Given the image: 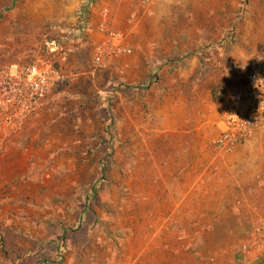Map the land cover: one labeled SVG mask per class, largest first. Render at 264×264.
<instances>
[{"label":"rangeland","instance_id":"374dc122","mask_svg":"<svg viewBox=\"0 0 264 264\" xmlns=\"http://www.w3.org/2000/svg\"><path fill=\"white\" fill-rule=\"evenodd\" d=\"M81 1L0 0V70L36 62L60 75L22 130L0 134V264H264V130L231 153L212 142L237 84L231 65L264 50V0H160L151 11L101 0L127 48L104 68L101 13L72 33ZM213 92L223 105L198 141L209 156L175 166L173 188L163 130L178 117L165 112ZM194 196L196 220L175 204Z\"/></svg>","mask_w":264,"mask_h":264},{"label":"built area","instance_id":"2783aa9c","mask_svg":"<svg viewBox=\"0 0 264 264\" xmlns=\"http://www.w3.org/2000/svg\"><path fill=\"white\" fill-rule=\"evenodd\" d=\"M151 0H140L148 6ZM100 23L106 38L96 45L95 63L107 67L127 52L124 35ZM230 76L237 77L220 121V132L213 140L219 153H231L257 132L264 130V50L248 61L231 65ZM60 75L36 62L0 70V134L10 136L22 130L28 119L53 95Z\"/></svg>","mask_w":264,"mask_h":264},{"label":"crops","instance_id":"0c3cea01","mask_svg":"<svg viewBox=\"0 0 264 264\" xmlns=\"http://www.w3.org/2000/svg\"><path fill=\"white\" fill-rule=\"evenodd\" d=\"M100 1L101 0H95V2L92 5V17H93V19L95 18V14H97L99 12V13H101L100 18L102 20H104V21L108 20L109 21V19H113V22L115 23L118 20V12L116 11L115 14H112L109 7H102L101 6ZM106 1L110 2V0H105V2ZM128 1L132 2L131 0L122 1L118 7H121L122 9H124L125 5L128 4ZM137 1L140 3V0H137ZM158 1H160V0H151L150 4L148 6H145V9H147L148 11L153 10V8H154L153 6H155ZM83 2H84V0L81 1V5L83 4ZM108 2H106V3H108ZM108 4H110V3H108ZM101 8H102V10H101ZM98 9H99V11H98ZM162 12H163V10H162ZM128 14L129 15L127 18V23L133 24V23L138 22V19L140 16L139 10L132 8ZM120 23H121V21H120ZM211 26H212V24H211ZM235 46L240 48L242 46V44L240 42H238ZM239 48H238L237 54L239 56H241L242 54L241 55L239 54V50H241L242 48H240V49ZM245 55L247 56V54L244 52L242 56H245ZM252 55L249 56V59L251 58ZM0 61H1V58H0ZM210 92H211V90H210ZM213 96H214V93H209L206 97L205 102H199L195 106L193 104L192 105L189 104L188 106H186L185 104L184 105L181 104V106L179 108V105L171 104L168 111L165 112V115L172 116V117H178V119H175V120H171V119L166 118L168 120L167 121L168 123L167 122L164 123L166 128L163 130L164 131L163 132L164 133V152H163L164 172L163 173L164 174L165 173L166 174H172V176H173L172 179L174 180L173 181V188H175V184H174V182H175L174 178L176 175V171H174L175 166H177L178 171L180 169H182V167L187 169L189 167V165L191 166V165H194L195 163H197L198 158H205V157L209 156V150L207 149V147H206V149H198V141L200 143H201V140H202V143H204V142L208 143V141H210V138H211L210 136H211L212 129H213L212 125H214L213 124V120H214L213 119V113L211 110H212L213 106L217 107L218 104L223 105V103H221V104L217 103L220 101H215L213 99ZM225 106H226V104L224 103V107ZM192 107L194 109L193 113H192L193 115L189 116L187 118L186 117L182 118V116L184 114H182L181 111L187 109L188 112L190 113V111H192V109H191ZM35 114H36V112H35ZM33 116H31L30 118H32ZM195 117L198 119H196ZM219 123L220 122H218L217 124H219ZM218 134H219V132L217 133L216 136H214V138H216L218 136ZM168 136H173V138L175 137L176 139L170 143V141L168 140ZM201 137H203V138L201 139ZM214 138H213V140H214ZM170 147L173 148V154H171V151H169ZM198 153H200V154L198 155ZM170 159H172L171 162H170ZM170 164L174 165V166H171ZM169 165H170V167H169ZM194 172H196V170ZM169 180H170V177L165 178L166 183H168ZM198 180L193 181L196 183H192V185L189 182L190 189H194L197 186H200V184H198ZM168 198H170V197H168ZM186 203L189 204L188 212L190 214H193L192 219L196 220V208L193 210V207H191V206H195L198 203L196 201L195 196H194V198H192V197L189 198L188 202L184 201V199H181L180 202H178V200L175 198V204L178 207L181 205H184ZM191 204H194V205H191Z\"/></svg>","mask_w":264,"mask_h":264},{"label":"trees","instance_id":"16d2710c","mask_svg":"<svg viewBox=\"0 0 264 264\" xmlns=\"http://www.w3.org/2000/svg\"><path fill=\"white\" fill-rule=\"evenodd\" d=\"M95 2V0H84L83 5L81 6V9L79 10L80 14V23L78 24V27L72 32L76 37H79L81 33L84 35L88 25L89 21L92 16V5ZM60 42H52L54 48L59 47ZM67 82H64L63 84H66ZM63 84H60L63 86ZM214 93V92H213ZM214 100L215 101H221L222 97H219L214 93Z\"/></svg>","mask_w":264,"mask_h":264}]
</instances>
